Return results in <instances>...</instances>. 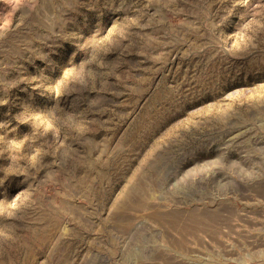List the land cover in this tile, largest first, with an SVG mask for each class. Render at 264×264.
<instances>
[{
    "label": "rangeland",
    "instance_id": "rangeland-1",
    "mask_svg": "<svg viewBox=\"0 0 264 264\" xmlns=\"http://www.w3.org/2000/svg\"><path fill=\"white\" fill-rule=\"evenodd\" d=\"M0 264H264V0H0Z\"/></svg>",
    "mask_w": 264,
    "mask_h": 264
}]
</instances>
